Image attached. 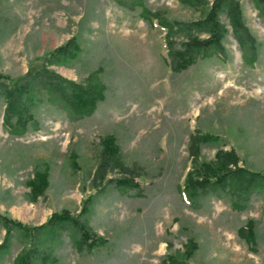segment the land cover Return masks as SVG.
Returning a JSON list of instances; mask_svg holds the SVG:
<instances>
[{
	"label": "rangeland",
	"instance_id": "374dc122",
	"mask_svg": "<svg viewBox=\"0 0 264 264\" xmlns=\"http://www.w3.org/2000/svg\"><path fill=\"white\" fill-rule=\"evenodd\" d=\"M237 1L252 38L249 56L220 14L223 56L176 73L167 62L166 28L149 14L190 21L207 7L0 0V75L21 77L47 65L49 52L75 38V57L48 68L83 84L95 76L104 87L94 111L81 118L35 93L34 122L17 135L3 123L0 97V213L36 226L68 210L95 233L92 240L104 241L80 250L62 231L54 264H264V190L235 209L229 194L190 202L184 188L193 168L214 162L218 151H233L239 166L264 172V12L253 0ZM109 136L113 153L105 151ZM36 171L46 173V186L32 195ZM249 219L252 244L238 234ZM23 246L13 237L0 264H12Z\"/></svg>",
	"mask_w": 264,
	"mask_h": 264
},
{
	"label": "trees",
	"instance_id": "16d2710c",
	"mask_svg": "<svg viewBox=\"0 0 264 264\" xmlns=\"http://www.w3.org/2000/svg\"><path fill=\"white\" fill-rule=\"evenodd\" d=\"M180 3L206 8L202 17L190 21L167 22L159 13H151L166 28L167 62L171 71L180 72L197 60L224 54L221 40L227 27L220 19L224 14L233 33L242 46L244 57H248L253 49L252 38L246 31L237 0H178ZM256 7L264 12V0H253ZM133 5L130 7L132 8ZM177 36L176 39L173 36ZM178 38V39H177ZM79 50L75 38L67 40L54 48L44 57L40 67H32L21 77L11 78L0 75V97L4 100L3 123L11 134H21L34 122L30 107L35 104L38 94L45 102L63 111L68 117L81 118L90 115L97 101L101 98L103 85L95 76H90L86 83H78L63 77L49 64L74 58ZM1 78L3 80H1ZM105 151L111 152L112 138L105 139ZM189 153L195 155L199 137H190ZM113 153V152H111ZM46 173L36 171L29 181L32 195L39 194L46 186ZM186 197L196 202L207 193L229 194L233 198V208L241 209L251 194L264 190V172L250 170L237 164V156L233 151H218L214 162L196 165L186 176ZM254 223L249 219L238 229V234L247 242L254 243ZM0 228L4 236L0 241V259L9 250L11 239L16 236L24 242L17 252L12 264H54L53 251L58 244L62 231H67L70 240L78 249L91 248L104 241L99 236L92 240L95 233L68 210L54 212L44 222L29 226L0 213ZM189 250L193 248L191 241ZM172 259V257H170ZM166 264H173L168 260Z\"/></svg>",
	"mask_w": 264,
	"mask_h": 264
}]
</instances>
